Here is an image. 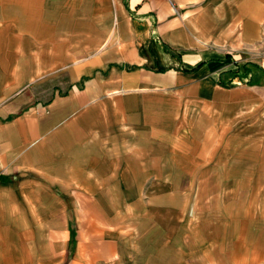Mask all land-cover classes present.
<instances>
[{"label": "crops", "instance_id": "crops-1", "mask_svg": "<svg viewBox=\"0 0 264 264\" xmlns=\"http://www.w3.org/2000/svg\"><path fill=\"white\" fill-rule=\"evenodd\" d=\"M236 173L264 177V0H0V264H204L189 203Z\"/></svg>", "mask_w": 264, "mask_h": 264}, {"label": "rangeland", "instance_id": "rangeland-1", "mask_svg": "<svg viewBox=\"0 0 264 264\" xmlns=\"http://www.w3.org/2000/svg\"><path fill=\"white\" fill-rule=\"evenodd\" d=\"M198 181L188 213L203 219L204 235L198 246L189 242V250L202 249L204 264H264V177L236 173ZM211 221L219 235L212 236Z\"/></svg>", "mask_w": 264, "mask_h": 264}]
</instances>
